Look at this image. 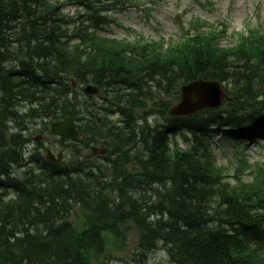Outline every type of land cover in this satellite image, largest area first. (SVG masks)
I'll return each mask as SVG.
<instances>
[{
    "label": "trees",
    "instance_id": "1",
    "mask_svg": "<svg viewBox=\"0 0 264 264\" xmlns=\"http://www.w3.org/2000/svg\"><path fill=\"white\" fill-rule=\"evenodd\" d=\"M60 10L0 0V264H110L108 236L120 240L126 224L140 255L162 247L166 264H264V170L236 153L230 184L205 137L264 123V33L226 49L204 32L171 48L132 44L98 35L96 16L69 29ZM196 78L225 83L223 105L167 118L177 83ZM72 82L96 84L101 104L82 105ZM25 104L20 119L48 107L50 120L80 122L86 142L106 145L105 161L22 160L29 137L8 122ZM153 114L163 122L149 125Z\"/></svg>",
    "mask_w": 264,
    "mask_h": 264
},
{
    "label": "rangeland",
    "instance_id": "2",
    "mask_svg": "<svg viewBox=\"0 0 264 264\" xmlns=\"http://www.w3.org/2000/svg\"><path fill=\"white\" fill-rule=\"evenodd\" d=\"M75 2V0H73ZM88 6H81L69 0L64 3L62 13L70 15L75 23L84 21L89 12L98 14L102 24L98 33L116 39L127 38L129 42L171 39L178 42L183 34L182 28L192 24L194 29L200 27L204 33L212 32L214 41L224 49L238 44V35H246L248 29L255 27L264 33V0H86ZM193 19V20H192ZM73 23V24H75ZM202 24V25H200ZM213 27V28H210ZM218 29V30H217ZM207 31V32H206ZM184 35V34H183ZM182 82L177 83L179 89ZM80 90V89H79ZM83 93V92H82ZM100 102L99 97L83 99L85 102ZM203 112V111H202ZM154 120L155 117H150ZM22 124L31 131L30 137L39 145H45L57 153L63 152L64 161L77 152L75 144L70 141L60 145L58 139L48 132L49 123L39 118H24ZM258 134L252 138L240 137L237 141L228 139L222 131L210 132V148L214 151L217 164L224 167L225 174L232 175L236 161L234 151L244 152L254 169L264 170V125L258 128ZM36 137L38 139L36 140ZM249 138V139H248ZM93 147V146H91ZM100 148V145H94ZM83 156L93 157L89 146H82ZM68 154L70 156H68ZM98 154V153H97ZM248 176H245L247 178ZM120 240L108 236L106 253L110 264H166L167 254L163 248L140 255L136 230L129 224L122 228ZM264 253V238L258 241ZM101 259V258H100Z\"/></svg>",
    "mask_w": 264,
    "mask_h": 264
},
{
    "label": "water",
    "instance_id": "3",
    "mask_svg": "<svg viewBox=\"0 0 264 264\" xmlns=\"http://www.w3.org/2000/svg\"><path fill=\"white\" fill-rule=\"evenodd\" d=\"M85 92L90 94L97 90L88 86L85 88ZM223 98V87L217 81H193L181 87V100L170 109L169 115L179 117L195 114L204 108H215L221 104ZM51 133L58 135L61 142L67 139L80 140V132L75 128L74 122L70 118L52 123ZM47 156L54 162L58 161L49 151Z\"/></svg>",
    "mask_w": 264,
    "mask_h": 264
},
{
    "label": "bare ground",
    "instance_id": "4",
    "mask_svg": "<svg viewBox=\"0 0 264 264\" xmlns=\"http://www.w3.org/2000/svg\"><path fill=\"white\" fill-rule=\"evenodd\" d=\"M259 128V127H258Z\"/></svg>",
    "mask_w": 264,
    "mask_h": 264
}]
</instances>
